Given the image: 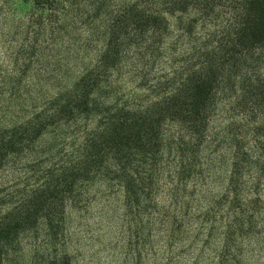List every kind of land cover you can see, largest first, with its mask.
<instances>
[{
    "label": "trees",
    "instance_id": "1",
    "mask_svg": "<svg viewBox=\"0 0 264 264\" xmlns=\"http://www.w3.org/2000/svg\"><path fill=\"white\" fill-rule=\"evenodd\" d=\"M98 183L160 264L259 263L264 0H0V264L63 248Z\"/></svg>",
    "mask_w": 264,
    "mask_h": 264
},
{
    "label": "rangeland",
    "instance_id": "2",
    "mask_svg": "<svg viewBox=\"0 0 264 264\" xmlns=\"http://www.w3.org/2000/svg\"><path fill=\"white\" fill-rule=\"evenodd\" d=\"M117 4L129 3L132 0H112ZM175 22V21H174ZM76 74L71 71L61 85L73 83ZM60 75L57 74V76ZM46 81L32 80L34 100L42 94L54 92L58 86V78ZM136 85H128L127 88L135 89ZM39 90H43L41 94ZM13 111L9 120L14 122ZM19 118V117H18ZM197 195L196 198H199ZM264 198V194H263ZM125 196L120 189H109L106 184L98 183L91 188L88 201L79 208L68 209L69 241L59 247H52L45 241L43 229L27 235L23 241L21 255L10 258L7 264H160L163 263L165 252L158 255L159 235L154 230L151 243L143 247L136 245V239L130 236L124 219ZM162 204V203H161ZM163 206V204H162ZM188 238L194 236V231L189 229ZM188 241V240H186ZM189 242V241H188ZM157 247V248H156ZM62 248V250H61ZM57 250V251H56ZM66 250L61 255V251ZM182 249H177L174 255L181 254ZM187 252L181 256L182 264H192ZM251 255H249L250 259ZM200 264H210V258ZM199 264V263H198ZM264 264V255L259 257V263Z\"/></svg>",
    "mask_w": 264,
    "mask_h": 264
}]
</instances>
